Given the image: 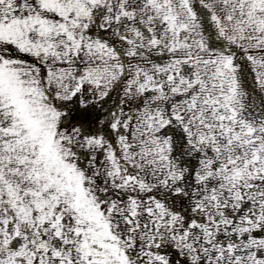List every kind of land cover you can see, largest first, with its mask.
I'll list each match as a JSON object with an SVG mask.
<instances>
[{
	"label": "snow or ice",
	"instance_id": "snow-or-ice-1",
	"mask_svg": "<svg viewBox=\"0 0 264 264\" xmlns=\"http://www.w3.org/2000/svg\"><path fill=\"white\" fill-rule=\"evenodd\" d=\"M0 264H264V0H0Z\"/></svg>",
	"mask_w": 264,
	"mask_h": 264
}]
</instances>
